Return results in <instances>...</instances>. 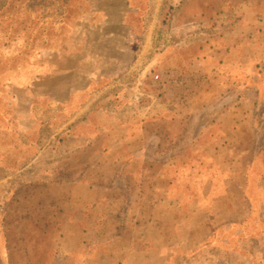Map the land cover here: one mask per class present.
<instances>
[{"label":"crops","instance_id":"crops-1","mask_svg":"<svg viewBox=\"0 0 264 264\" xmlns=\"http://www.w3.org/2000/svg\"><path fill=\"white\" fill-rule=\"evenodd\" d=\"M154 2L152 14L145 6L147 0L135 10L143 19L142 26L136 27L142 37L146 18H156L160 10L161 0ZM124 13L128 17V10ZM154 21L148 26L149 35L156 31ZM119 33H125V38L129 29ZM168 35L174 47L169 59L176 73L180 72L174 84L176 94L168 89L163 94L141 92L152 100L148 109L141 110L129 108L131 100L123 90L118 101L106 98L111 83L102 92L93 91L89 102L73 112V120H81L79 132L60 144L58 160L50 161L45 145L38 144V153L14 176L16 193L22 187L35 186V191L25 198L24 206L8 208L12 226L17 224L22 230L3 239L7 264L38 263V250L45 252L47 264H107L105 255L98 254L100 249L109 252L114 242L132 248L141 244L132 233L139 227L144 200L150 194L166 199L147 210L164 214L167 220L173 218L165 224L161 241L166 242L162 248L182 241L180 249H172L174 256L210 240L216 228L229 222L222 207L228 199L218 203L222 197L236 195L232 207L239 210L241 184L250 174L249 161L257 160L254 147L260 144L258 134L263 127L257 119L264 111V81L258 84L264 79V0H179ZM113 56L104 65H128L127 58ZM110 72L104 77H110ZM100 99L109 100L113 115L125 116L114 119L110 113L111 119L104 123L95 121L93 107L99 108ZM70 144L72 150L67 148ZM70 162L80 163L72 168L71 177ZM219 167L232 180L223 179V188L212 201L217 213L209 220L195 221L202 209L194 202L188 215L187 187H176L177 179H188L190 174L203 178L212 170L219 173ZM219 176L224 178V174ZM21 177L26 179L24 185L17 181ZM180 190L185 194L186 212L172 216L169 212L178 210L174 197ZM206 190L199 186L197 192ZM124 194L130 200L119 197ZM125 207L130 212L123 223L128 224L116 234L114 226L121 224L119 214ZM23 209H31L33 216L17 219ZM128 254L125 251L116 264L127 263Z\"/></svg>","mask_w":264,"mask_h":264},{"label":"rangeland","instance_id":"rangeland-1","mask_svg":"<svg viewBox=\"0 0 264 264\" xmlns=\"http://www.w3.org/2000/svg\"><path fill=\"white\" fill-rule=\"evenodd\" d=\"M145 1L0 0V264H7L2 255L5 235L22 230L17 224L12 226L9 217L13 216L9 215L8 208L17 204L24 206L25 198L35 191V186L22 187L16 193L14 176L38 153V144L45 145V155L50 161L58 160L56 151L62 147L60 144L79 132L81 120H73V112L80 104L89 102L93 91L102 92L111 83L106 98L113 96L118 101L123 90L131 100L130 109L146 110L152 100L140 94L157 93L150 84L152 73L163 70L172 79L180 73H176L172 66L174 61L169 59L174 47L168 35L179 0H161L156 18H146L142 37L136 27L142 26L143 19L136 16L135 10ZM145 6L152 14L156 2L147 0ZM125 10L129 12L128 17H124L125 13L121 15ZM152 21L156 31L149 35L147 30L151 29L148 26ZM120 29H129L125 38L126 34L119 33ZM145 40L149 44L146 45ZM110 54L117 59L127 58L128 65H104ZM138 61L140 64L136 65ZM106 72H110L112 78L104 77ZM263 81H259V86ZM168 90L175 94L178 91L174 84H170ZM104 100L97 102L99 108L93 107L96 109L93 119L98 123L111 119L109 100ZM86 116L83 120L88 118ZM112 116L120 119L125 115L114 112ZM257 121L263 127L258 134L260 144L254 147L257 160L252 158L254 178L250 177L249 184L242 185L245 192L240 195L239 210L232 207L234 194L218 202L228 199L222 207L229 223L215 229L210 240L196 245L192 251H177L178 256L171 253L176 254L172 249H180V239L162 248L166 244L161 239L167 226L159 219H163L164 214H151L147 208L166 199L160 194H150L144 200L145 212L139 227L132 233L140 237L141 244H134L132 248L127 247L128 243L114 242L109 252L100 249L98 254L105 255L107 264L119 262L125 251L129 253L125 264H264V111ZM67 148L72 150L73 144ZM79 164L70 162V177L72 168ZM220 169L217 170L224 178H210L213 184L217 180L221 184L223 179L232 180ZM17 181L24 185L26 179L21 177ZM127 196L119 195L124 201L130 200ZM129 212H120L122 221L114 226L116 234L126 229L128 223L123 222ZM19 213L17 219L33 216L31 209ZM208 213L211 215L212 210ZM44 253L43 250L35 252L38 263L34 264H47Z\"/></svg>","mask_w":264,"mask_h":264},{"label":"trees","instance_id":"trees-1","mask_svg":"<svg viewBox=\"0 0 264 264\" xmlns=\"http://www.w3.org/2000/svg\"><path fill=\"white\" fill-rule=\"evenodd\" d=\"M119 106H120L119 104L116 105V107H119ZM254 150H255V148H254ZM252 163H254V162L251 159L249 161V163H248L249 168H250V174H248V176L246 178H244V180L242 181L241 185H243V183H248L249 184L250 177L254 178L253 175H252ZM209 174H212V175L211 176L208 175L207 177H205L203 179L200 178V176L191 177V174H190L188 176V179L187 178L186 179L185 178L177 179L178 183H176V185H175L176 187L179 186L180 189H183L184 186L187 187L186 191H188V215L192 211V208H194V207H192L191 204L194 203V202L195 203L196 202L199 203L198 206H199V209L200 208L202 209V212H201V214H199V216H197L195 221L196 220H199V221L209 220L218 211L217 208H215L212 205V201H213L214 198H216L218 196V191H220V189H222L223 186L221 184V181H219V180L215 181L214 184L210 181V178H212V177H214V178L220 177L219 173H217L216 170H212ZM199 186L200 187L206 186V188H207L206 192L205 193H201V194L198 193L197 189H198ZM174 198H175L176 202L178 203L177 204L178 205V210L175 211L174 213L172 211H170L169 214L172 215V216H179V214H185L186 208H187L186 207L187 202H186L185 194L180 190V192L178 191V193L175 194ZM243 198H244V195H243ZM122 210L126 211V207L124 209H122ZM209 210H212V214L211 215L208 213ZM159 220L162 221L164 223V225L167 223V219L165 217L163 219H159ZM226 223H229V222H226ZM216 229H218V228H216Z\"/></svg>","mask_w":264,"mask_h":264},{"label":"built area","instance_id":"built-area-1","mask_svg":"<svg viewBox=\"0 0 264 264\" xmlns=\"http://www.w3.org/2000/svg\"><path fill=\"white\" fill-rule=\"evenodd\" d=\"M175 83L178 84V80L176 76L172 79V77L163 70H156L155 72H153L150 79V84L152 88L157 93H162V94L167 91L168 86L170 84H175Z\"/></svg>","mask_w":264,"mask_h":264}]
</instances>
